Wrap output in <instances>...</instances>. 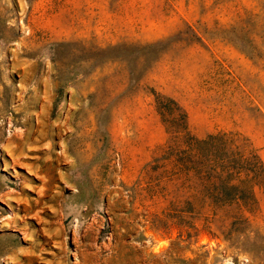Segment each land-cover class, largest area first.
Masks as SVG:
<instances>
[{
	"label": "rangeland",
	"instance_id": "1",
	"mask_svg": "<svg viewBox=\"0 0 264 264\" xmlns=\"http://www.w3.org/2000/svg\"><path fill=\"white\" fill-rule=\"evenodd\" d=\"M0 264H264V0H0Z\"/></svg>",
	"mask_w": 264,
	"mask_h": 264
}]
</instances>
